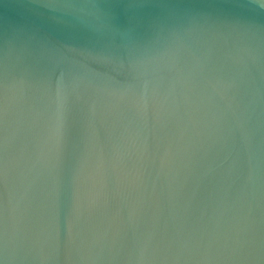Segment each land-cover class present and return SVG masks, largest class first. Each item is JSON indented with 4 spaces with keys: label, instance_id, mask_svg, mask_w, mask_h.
<instances>
[{
    "label": "water",
    "instance_id": "obj_1",
    "mask_svg": "<svg viewBox=\"0 0 264 264\" xmlns=\"http://www.w3.org/2000/svg\"><path fill=\"white\" fill-rule=\"evenodd\" d=\"M64 2L0 0L8 264H264V0Z\"/></svg>",
    "mask_w": 264,
    "mask_h": 264
},
{
    "label": "clouds",
    "instance_id": "obj_2",
    "mask_svg": "<svg viewBox=\"0 0 264 264\" xmlns=\"http://www.w3.org/2000/svg\"><path fill=\"white\" fill-rule=\"evenodd\" d=\"M50 8H59L71 19L65 21L63 17H54L59 23H69L73 27L79 28L87 32L95 38H104L114 35L119 29L113 23L112 16L107 11L103 0H65L62 4H48ZM63 125V98H59V104L55 112V117L50 128V135L54 141V145L59 149L62 136ZM5 256L7 264L12 257L7 253V245H5ZM139 264H143L145 257L143 251L137 257Z\"/></svg>",
    "mask_w": 264,
    "mask_h": 264
},
{
    "label": "snow or ice",
    "instance_id": "obj_3",
    "mask_svg": "<svg viewBox=\"0 0 264 264\" xmlns=\"http://www.w3.org/2000/svg\"><path fill=\"white\" fill-rule=\"evenodd\" d=\"M59 104V97L57 105ZM7 113V103L6 101L2 106H0V115L6 116ZM0 145H2L4 148L7 146V138L6 136L0 139ZM0 180L4 181L6 183L7 181V166L6 163L3 165H0ZM0 264H7L6 256H5V245H0Z\"/></svg>",
    "mask_w": 264,
    "mask_h": 264
}]
</instances>
